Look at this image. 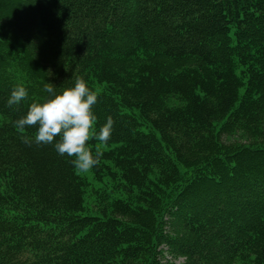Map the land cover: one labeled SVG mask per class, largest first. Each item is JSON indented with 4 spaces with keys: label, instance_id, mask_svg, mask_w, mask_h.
Returning a JSON list of instances; mask_svg holds the SVG:
<instances>
[{
    "label": "trees",
    "instance_id": "trees-1",
    "mask_svg": "<svg viewBox=\"0 0 264 264\" xmlns=\"http://www.w3.org/2000/svg\"><path fill=\"white\" fill-rule=\"evenodd\" d=\"M77 78L113 122L91 178L15 125ZM161 245L264 264V0H0V264H163Z\"/></svg>",
    "mask_w": 264,
    "mask_h": 264
},
{
    "label": "clouds",
    "instance_id": "clouds-1",
    "mask_svg": "<svg viewBox=\"0 0 264 264\" xmlns=\"http://www.w3.org/2000/svg\"><path fill=\"white\" fill-rule=\"evenodd\" d=\"M53 85L51 82L44 84L47 96L42 102L31 103L27 113L15 122L16 127L23 130L37 126L34 142L52 144L60 156L73 157L71 163L79 171L98 166L102 153L93 152L87 142L94 137L100 144H107L112 134L111 118L95 130L93 105L98 97L83 78H77L73 86L59 93ZM27 96L26 87L17 85L11 91L8 104H19Z\"/></svg>",
    "mask_w": 264,
    "mask_h": 264
},
{
    "label": "rangeland",
    "instance_id": "rangeland-1",
    "mask_svg": "<svg viewBox=\"0 0 264 264\" xmlns=\"http://www.w3.org/2000/svg\"><path fill=\"white\" fill-rule=\"evenodd\" d=\"M86 175H88L90 178H91V175H90V173L88 172V170H87V172H86ZM96 187H98V184H96ZM105 192H109L108 190H106ZM115 195V194H114ZM116 196V195H115ZM86 205H87V207L88 208H90L93 212H95L96 211V209H97V205H99V206H101V203L99 202V200L100 199H97V197H96V194H95V192H94V190L92 189V191H89L88 193H87V195H86ZM103 201V200H102ZM161 248H163V246L161 245L160 247H159V251L161 250ZM164 249V248H163ZM160 261H161V263H163V264H182V261H183V259H182V257H180V258H178V259H175L176 260V262L175 261H172V260H170V261H168L169 260V258L166 256V254H163V252H161L160 251ZM161 256H165V258L164 259H161ZM168 261V262H167Z\"/></svg>",
    "mask_w": 264,
    "mask_h": 264
}]
</instances>
